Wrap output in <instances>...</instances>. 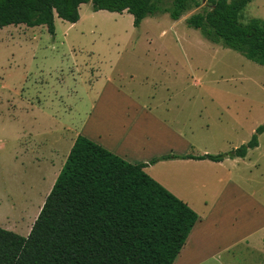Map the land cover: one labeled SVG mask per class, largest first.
Wrapping results in <instances>:
<instances>
[{
    "label": "rangeland",
    "instance_id": "1",
    "mask_svg": "<svg viewBox=\"0 0 264 264\" xmlns=\"http://www.w3.org/2000/svg\"><path fill=\"white\" fill-rule=\"evenodd\" d=\"M199 10L177 20L160 12L138 28L132 14L86 2L74 23L55 15L54 34L45 25L0 27L1 227L30 230L77 133L133 142L139 158L224 153L251 138L264 122V65L189 27L185 18ZM263 16L264 0H251L240 20ZM129 101L153 108L139 115L123 107ZM156 165L152 172L178 171L191 182L211 178V214L224 217L187 241L173 264H264V131L243 158Z\"/></svg>",
    "mask_w": 264,
    "mask_h": 264
},
{
    "label": "trees",
    "instance_id": "2",
    "mask_svg": "<svg viewBox=\"0 0 264 264\" xmlns=\"http://www.w3.org/2000/svg\"><path fill=\"white\" fill-rule=\"evenodd\" d=\"M250 1L0 0V27L45 25L54 34L55 15L74 23L86 2L94 11H127L135 27L147 16L167 12L177 20L200 7L185 18L189 27L264 65V19L240 20ZM263 131L264 122L246 143L224 153H169L149 162H130L78 134L29 233L0 226V264H172L199 216L144 167L159 159L244 157Z\"/></svg>",
    "mask_w": 264,
    "mask_h": 264
},
{
    "label": "crops",
    "instance_id": "3",
    "mask_svg": "<svg viewBox=\"0 0 264 264\" xmlns=\"http://www.w3.org/2000/svg\"><path fill=\"white\" fill-rule=\"evenodd\" d=\"M123 12H127V11L124 10ZM147 17H149V16H147ZM154 17H157V16H154ZM263 19H264V16H263ZM142 21H141V23H142ZM141 23L139 26H141ZM139 26H138V28H139ZM150 104L151 103H145V102H139V101H129V102L124 103L123 107L124 108L125 107L126 108H132L136 114L143 115V114L148 113L147 109L151 110L153 108V105L150 106ZM78 134H80V133H77V135ZM99 143L102 146H104L105 148H107L108 150L112 151L113 153L121 156L122 158H124L130 162H149L152 158H154L152 156H150V158H147V157L139 158V157H142L141 156L142 154L140 152L142 149L139 150V146L134 144L133 142H131L129 144H124L121 147L116 146L114 143L104 144L101 141H99ZM72 144H73V142L71 143V146H72ZM148 154H149V152H148ZM176 154L185 155V154H193V153L184 152V153H176ZM201 154H203V153H201ZM161 155L162 154H160V156ZM193 155H199V154H193ZM157 157H159V156H157ZM236 157H238V156H236ZM236 157H231V158H236ZM228 158H230V157H228ZM228 158H224L222 161H212L210 159H194V158L159 159L156 162H154L152 164L149 163L144 167V170L147 173H148V171H151L150 172L151 175L154 176L159 181V183L161 182L165 188H167L174 195H176L177 197H179L180 199L185 201L189 206L191 205L192 207L196 208V206H194V204L192 202V198H196L197 201L200 203V205H201V203L203 204L202 208H199L198 206L196 208V210L199 208V210H197L199 218H198L197 222L194 224L193 228L191 229V231H190V233L186 239V242L191 241L195 237V235L203 234L205 228L207 226H209L210 223L214 224V226H217L219 224V223H217V220L218 221L221 220V222H222V220L224 218L222 213H219V212H216L215 214H211V212L214 208L207 200L208 195H211V193L214 191L213 189L215 188V183L213 180H211V178H208V177H207V179H205L203 177H197L196 179L193 180L194 182H191V179L187 178V177L184 178V176L181 175V172L179 173L178 171H174V172L172 171L171 175H169L170 174V172H168V171H170L169 169L164 170V172L162 174L159 172H152L151 168H155L157 166L156 164H162V165H164V164H166V165L179 164V163H184V164H191V163L213 164V162L220 164V163L226 161ZM240 158H243V157H240ZM195 161H198V162H195ZM182 182H184V184H187L186 191L184 190V188L183 189L178 188V185ZM217 195L221 196V193L219 194V192H216V197H218ZM212 219H214L213 222H210V221H212ZM208 222H210V223H208ZM11 227H12L11 230H13L15 232L19 231L16 229L15 226H11ZM24 228L22 227V230H24ZM29 231L30 230L28 229L25 231V233L24 232L23 233L21 232V233L23 235H27L29 233ZM243 233L244 232H242L241 235L244 238L247 236V234L244 235ZM248 240H249L248 238H244V241L241 243L245 244V242H246L248 244ZM186 242H185V244H186ZM240 244H238V245H240ZM238 245H234V246H238ZM179 254H180V252H179ZM178 255H177V257H178ZM177 257L175 258V260L177 259Z\"/></svg>",
    "mask_w": 264,
    "mask_h": 264
}]
</instances>
